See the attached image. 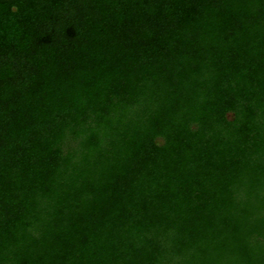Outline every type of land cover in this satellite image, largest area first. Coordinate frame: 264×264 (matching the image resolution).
Listing matches in <instances>:
<instances>
[{"label": "trees", "instance_id": "16d2710c", "mask_svg": "<svg viewBox=\"0 0 264 264\" xmlns=\"http://www.w3.org/2000/svg\"><path fill=\"white\" fill-rule=\"evenodd\" d=\"M0 264H264V0H0Z\"/></svg>", "mask_w": 264, "mask_h": 264}]
</instances>
